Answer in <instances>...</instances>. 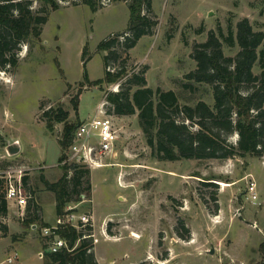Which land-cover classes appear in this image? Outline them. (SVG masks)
<instances>
[{
	"label": "rangeland",
	"instance_id": "1",
	"mask_svg": "<svg viewBox=\"0 0 264 264\" xmlns=\"http://www.w3.org/2000/svg\"><path fill=\"white\" fill-rule=\"evenodd\" d=\"M57 1L59 7L54 10L34 1L33 9L44 6L49 13L40 36L20 43L16 64L0 69V172L23 168L35 204L41 207L39 215L53 224L57 216L55 195L40 176L56 181L62 174L58 139L64 123L53 121L50 129L43 114L49 108L61 107L68 112L67 122L76 125L103 109L119 129L114 153L106 155L99 166L80 164L90 170V194L84 190L81 200L70 201L66 207L93 215L100 264L261 261L264 154L177 160L155 157L137 112H107L106 93L120 89L123 80L90 85L85 79V74L90 80L104 75L106 51L99 50L98 44L109 35L124 33L129 24L128 2L99 0V8L92 10L80 0H75L77 4L74 0ZM151 11L158 20L153 32L143 35L129 50L117 46L122 57L111 66L124 58L128 72L146 68L148 86L173 89L181 103L204 99L213 104L209 84L182 86L185 74L196 67L192 56L195 43L205 41L210 30L218 34L221 29L227 34L231 28L235 35L236 23L244 17L254 29L264 31V0H151ZM85 46L87 59L83 61ZM223 49L226 55L234 56L239 46L229 48L223 42ZM254 71H260L257 63ZM237 137L233 133L228 139L235 143ZM14 141L20 149L9 154L7 146ZM65 154L69 155V147ZM251 181L255 182L256 199L250 196ZM20 211L10 205L12 233L0 236V264H4L1 262L12 241L21 245L16 248L23 264H42L46 253L44 259L39 258L36 248L28 247V240L38 241V248L45 251L49 240L42 235L43 225L34 229L23 225ZM5 222L8 226V217ZM18 223L23 230L15 229Z\"/></svg>",
	"mask_w": 264,
	"mask_h": 264
},
{
	"label": "trees",
	"instance_id": "2",
	"mask_svg": "<svg viewBox=\"0 0 264 264\" xmlns=\"http://www.w3.org/2000/svg\"><path fill=\"white\" fill-rule=\"evenodd\" d=\"M34 1L59 7L57 0H0V69L7 64H16L18 45L31 36L39 37L42 26L48 18V10L42 6L33 9ZM130 11L129 24L119 36L109 35L101 40L98 49L104 54V75L96 80L88 79L90 85L119 82L120 89L106 93L107 112L116 115L135 114L146 137L152 153L160 160L182 158L207 159L227 158L245 154L259 156L264 154V31L253 28L247 17L236 23L235 35L231 28L224 34L210 30L207 39L195 43L192 56L196 67L185 74L182 86L193 88V83H206L211 86L213 104L198 99L194 104L181 103L173 89L155 90L148 86L146 68L128 72L125 60L117 66L111 63L122 57L116 49L132 48L143 35L151 34L158 23L152 15L151 0H125ZM74 4H77L75 0ZM92 10L99 8V0H80ZM229 47L239 46L234 56L226 55L223 42ZM87 47L82 51V59H87ZM128 54L125 55V58ZM258 64L260 71L255 72ZM77 108V102L74 101ZM46 125L51 129L53 121L63 122L58 139L61 148L59 166L62 174L56 181L40 176L45 187L54 192L56 214L65 212L67 203L79 201L83 191L90 194L91 185L87 176L88 167L67 163L65 150L69 147L75 124L68 123V112L61 107L49 108ZM236 133L237 141L228 137ZM86 182V186L84 183ZM213 183V182H211ZM23 184L29 194L22 224L49 225L39 215L41 207L35 204V194L28 184L27 174ZM5 178L0 175V218H6L8 204L4 194ZM85 195V194H84ZM217 200L216 196H212ZM33 209L31 210V207ZM1 235L7 234L6 222H0ZM93 231L91 224L79 228L64 225L57 233L66 240L67 246L55 252L46 251L44 264H100L94 254ZM182 238L186 239L187 236ZM264 264V258L255 263Z\"/></svg>",
	"mask_w": 264,
	"mask_h": 264
},
{
	"label": "built area",
	"instance_id": "3",
	"mask_svg": "<svg viewBox=\"0 0 264 264\" xmlns=\"http://www.w3.org/2000/svg\"><path fill=\"white\" fill-rule=\"evenodd\" d=\"M119 139V129L113 120V117L106 114L103 109L93 117L79 121L73 131L72 141L69 145V155L63 160L67 163L84 164L99 166L103 164V158L106 155L114 153L116 141ZM0 175L5 178L4 194L8 205H13L15 209L21 210L19 218L25 216L29 194L23 184V177L26 171L23 168L14 170H4ZM252 199L257 198L255 182L251 181L248 186ZM93 215L91 213L78 214L66 208L63 214L57 215L53 224L42 226L41 232L45 238H48L49 245L47 251L55 252L67 246L66 240L61 237L57 230L64 225H71L79 228L85 224L93 226ZM0 222H5L1 217ZM0 229V236H1ZM93 238V244L99 241L94 231L90 234ZM45 251L41 250L37 254L43 258ZM4 264H20L19 252L12 249L3 260Z\"/></svg>",
	"mask_w": 264,
	"mask_h": 264
},
{
	"label": "crops",
	"instance_id": "4",
	"mask_svg": "<svg viewBox=\"0 0 264 264\" xmlns=\"http://www.w3.org/2000/svg\"><path fill=\"white\" fill-rule=\"evenodd\" d=\"M61 151V150H60ZM59 168H60V166H59ZM61 169V168H60ZM14 209H15V207H14ZM9 211H10V205H8V213H7V216L6 217H8V226H7V235H11V233H12V229H11V225H10V217H9ZM43 220L45 221V222H47V223H49V224H51L48 220H45L44 219V217H43ZM16 227L17 228H15V229H17V231H21V230H23L24 228H23V225L22 224H20V223H18V225H16ZM32 229H34L35 227H36V225L35 224H32L31 226H30ZM16 231V230H15ZM6 236V235H5ZM26 237H27V235H26ZM45 238V237H44ZM17 241H12L11 242V244L9 245V248H10V250H12V249H17V248H21V245H19L18 244V242L16 243ZM13 246V247H12ZM17 247V248H16ZM28 247L29 248H31V247H35L36 248V254L39 252V251H41L42 249H39L38 247H39V242L38 241H36V240H34V239H32V240H28ZM47 246L44 248L46 251H47ZM10 250L8 251V253L10 252ZM17 251L19 252V250L17 249ZM8 253H7V255H8ZM46 253V252H45ZM94 254H95V257H96V259H97V261L99 262V259H101V253L100 252H98V250H97V247L96 246H94ZM37 256H38V254H37ZM39 257V256H38ZM40 258V257H39ZM42 259H44V258H42ZM44 261L45 260H43V262H42V264H44ZM19 262H20V264H23V261H22V259H21V257H20V252H19ZM1 263H3V260H2V262Z\"/></svg>",
	"mask_w": 264,
	"mask_h": 264
},
{
	"label": "water",
	"instance_id": "5",
	"mask_svg": "<svg viewBox=\"0 0 264 264\" xmlns=\"http://www.w3.org/2000/svg\"><path fill=\"white\" fill-rule=\"evenodd\" d=\"M20 149V145L18 141L12 142L10 145L7 146V150L9 154H15Z\"/></svg>",
	"mask_w": 264,
	"mask_h": 264
},
{
	"label": "bare ground",
	"instance_id": "6",
	"mask_svg": "<svg viewBox=\"0 0 264 264\" xmlns=\"http://www.w3.org/2000/svg\"><path fill=\"white\" fill-rule=\"evenodd\" d=\"M223 185H227L226 183H223ZM135 237H138L139 235L135 232L132 233Z\"/></svg>",
	"mask_w": 264,
	"mask_h": 264
}]
</instances>
